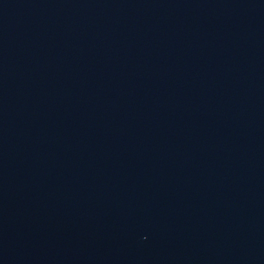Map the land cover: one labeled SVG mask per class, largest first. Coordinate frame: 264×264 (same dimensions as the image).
<instances>
[{"label": "water", "instance_id": "1", "mask_svg": "<svg viewBox=\"0 0 264 264\" xmlns=\"http://www.w3.org/2000/svg\"><path fill=\"white\" fill-rule=\"evenodd\" d=\"M0 264H264V0H0Z\"/></svg>", "mask_w": 264, "mask_h": 264}]
</instances>
